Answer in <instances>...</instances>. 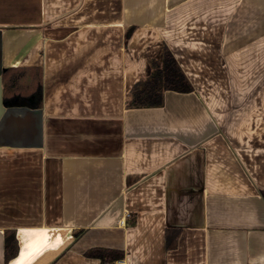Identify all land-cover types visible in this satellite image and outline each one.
I'll return each mask as SVG.
<instances>
[{"label": "crops", "instance_id": "obj_1", "mask_svg": "<svg viewBox=\"0 0 264 264\" xmlns=\"http://www.w3.org/2000/svg\"><path fill=\"white\" fill-rule=\"evenodd\" d=\"M164 45L193 90L129 107ZM11 67L41 68L40 108L5 100ZM91 247L264 264V0H0V264Z\"/></svg>", "mask_w": 264, "mask_h": 264}, {"label": "trees", "instance_id": "obj_2", "mask_svg": "<svg viewBox=\"0 0 264 264\" xmlns=\"http://www.w3.org/2000/svg\"><path fill=\"white\" fill-rule=\"evenodd\" d=\"M131 31V30H130ZM128 32L127 34H129ZM151 71L136 81L129 91V107H155L163 102L165 91L190 92L193 87L181 69L173 53L167 45L163 47L162 59L148 60ZM1 82L5 100L14 99L20 103L40 108L42 106V74L40 67L6 68L1 73ZM83 230L74 233V239ZM177 236L172 242L166 233L167 248L176 244ZM18 252L15 231H4V260L8 262ZM87 257L98 258L102 264H112L124 258V252L119 249L106 247H91L83 253Z\"/></svg>", "mask_w": 264, "mask_h": 264}, {"label": "water", "instance_id": "obj_3", "mask_svg": "<svg viewBox=\"0 0 264 264\" xmlns=\"http://www.w3.org/2000/svg\"><path fill=\"white\" fill-rule=\"evenodd\" d=\"M13 103H15V101H13Z\"/></svg>", "mask_w": 264, "mask_h": 264}]
</instances>
